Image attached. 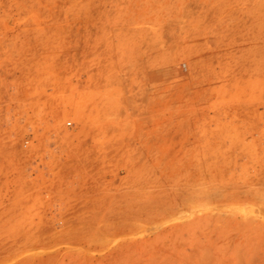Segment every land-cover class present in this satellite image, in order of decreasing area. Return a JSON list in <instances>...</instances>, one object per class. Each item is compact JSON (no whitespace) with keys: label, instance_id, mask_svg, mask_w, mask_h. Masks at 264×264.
Returning a JSON list of instances; mask_svg holds the SVG:
<instances>
[{"label":"rangeland","instance_id":"obj_1","mask_svg":"<svg viewBox=\"0 0 264 264\" xmlns=\"http://www.w3.org/2000/svg\"><path fill=\"white\" fill-rule=\"evenodd\" d=\"M0 264H264V0H0Z\"/></svg>","mask_w":264,"mask_h":264},{"label":"bare ground","instance_id":"obj_2","mask_svg":"<svg viewBox=\"0 0 264 264\" xmlns=\"http://www.w3.org/2000/svg\"><path fill=\"white\" fill-rule=\"evenodd\" d=\"M169 15H170V14H169ZM173 32H174V31H173ZM172 34H173V33H172ZM159 38H160V37H159ZM156 40H157V39H156ZM163 41H164V40H163ZM161 42H162V41H161ZM216 77H217V76H216ZM174 79H175V78H174ZM219 79H220V78H219ZM215 80H216V79H215ZM215 80H214V81H215ZM137 95H138V94H137ZM146 98L148 99L149 97L146 96ZM147 99H146V105H147V103H148V105H150L151 108H152L153 103L150 102V103H151V104H150V103H149V100L147 101ZM149 99H150V101H152V100H151V97H150ZM152 99H153V98H152ZM129 101H130V100H129ZM154 101H155V100H154ZM133 102H134V100H133L132 102H130V103H131V105H130V109L128 108V107H129L128 105H127L128 107H127L126 105H124V107H126V111H127V108H128L129 110H132V108L137 110V106H138V104H139V103H138L139 101L137 102V100H136V102L138 103L137 106L134 105ZM142 102H143V101H141V104H142ZM154 103H155V102H154ZM124 104H127V102H125ZM98 105H99V104H98ZM144 105H145V104H144ZM148 105H147V106H148ZM154 105H155V104H154ZM147 106H146V107H147ZM149 109H150V108H149ZM99 110H100V109H99ZM99 110H98V111H99ZM241 110H242V109H241ZM112 111H113V110H112ZM137 111H138L139 113H141V112H143V109L138 107V110H137ZM114 112H117L116 114L119 115L120 112H121V110H116V111H114ZM101 113H102V112H101ZM124 113H125V112H124ZM111 114H112V113H111ZM104 116H105V115H104ZM104 116H103V117H104ZM126 116H128V114H126ZM101 118H102V117H101ZM133 134H134V133H133ZM134 135H135V134H134ZM137 135H138V134H137ZM138 137H139V136H138ZM137 139L140 141L141 138L139 137V138H137ZM138 140H137V141H138ZM75 211H76V210H75Z\"/></svg>","mask_w":264,"mask_h":264}]
</instances>
